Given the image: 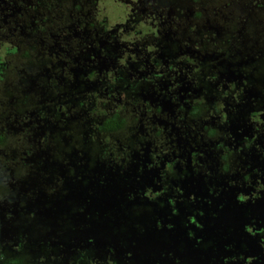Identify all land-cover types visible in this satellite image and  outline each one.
Returning a JSON list of instances; mask_svg holds the SVG:
<instances>
[{
	"label": "flooded vegetation",
	"instance_id": "af4514ba",
	"mask_svg": "<svg viewBox=\"0 0 264 264\" xmlns=\"http://www.w3.org/2000/svg\"><path fill=\"white\" fill-rule=\"evenodd\" d=\"M22 2L29 0H0V37L11 34V41H15L5 47V55L13 53L23 60L30 56V48L46 40L41 50L49 49V61L40 63L34 71L28 65L17 69L11 59L0 57V117L7 132L58 128L56 117L61 115L64 119L58 137L65 136V126L70 121L81 127L94 123L101 145L110 148L106 159L100 160L97 141L93 164H84L92 166L90 171L109 167L106 174L115 180L114 184L108 178L99 182L101 189L112 191L99 203L95 186L89 194L79 193L91 198L88 204L85 200L82 210L87 209L93 216L89 219L84 213L81 222L85 224L76 223L68 230L78 248L90 244L94 250L89 254L98 253V241L107 232L97 230L93 235L90 231L97 228L99 221L107 224L111 220L117 223L112 232L119 243L102 245L110 246L108 254L120 253L124 264H264V71L258 72L260 66H254L264 58V39L258 42L263 46L257 52L245 50L239 57L226 47L228 39L209 41L219 55L215 60L202 53L203 59L193 53L185 56L182 47L171 57L160 56L155 50L165 51L170 35L156 40L154 33L165 26L170 30L174 17L164 9H156L155 16L140 12L153 18L149 24L153 33L134 35L138 40L121 43H110L111 36L107 34L105 39L84 46L81 31L90 30L85 21L88 15L79 18L70 13L63 24L67 10L63 12L58 7L56 13L64 14L52 28L61 34L50 35L51 42L42 37L47 29L33 20L35 12ZM73 6L79 5L74 2ZM24 21L29 22L28 29ZM66 31L69 33L64 34ZM61 36L70 47L62 45ZM24 37L27 42H23ZM24 50H28L27 54ZM58 58L62 59L57 62ZM92 70L93 77H87ZM52 80L60 89L55 95L49 90ZM92 90L97 91L103 103L98 109L94 104L77 102L93 101L94 97L89 99L93 94L85 93ZM122 97L127 101H121ZM117 105L119 111L112 110ZM49 109L52 111L46 115L44 111ZM111 110L128 119L105 141L99 126ZM9 122L17 127H9ZM70 125L80 130L77 124ZM37 139L46 141L47 136L42 133ZM64 141L70 144L66 137ZM82 142L93 150L88 141ZM77 146L70 145L65 152L75 153L76 149H71ZM51 149L47 157L52 156ZM50 180L48 177V181L30 184L47 194L45 188ZM119 184L124 187L120 189ZM23 194L24 207L33 199L27 190ZM63 207L71 212L68 204ZM132 210L136 211L133 215ZM127 215L132 219L128 220ZM238 220L245 227L241 237L236 236L239 231L235 229L222 233L225 225ZM27 241L34 248L35 239ZM253 246L258 248L255 256L250 253ZM43 248L44 253L40 251L39 255L46 259L41 258V264H54L49 256L52 247ZM118 260L113 262L123 264Z\"/></svg>",
	"mask_w": 264,
	"mask_h": 264
},
{
	"label": "rangeland",
	"instance_id": "374dc122",
	"mask_svg": "<svg viewBox=\"0 0 264 264\" xmlns=\"http://www.w3.org/2000/svg\"><path fill=\"white\" fill-rule=\"evenodd\" d=\"M62 1L66 4L63 5L59 3L60 0H56L55 6L56 8L62 7L60 11L65 12L67 10L63 18V24L68 22L69 20L68 17L70 13H72L73 15L79 18H84V16L88 15L85 21H88L91 24L90 26L89 23L86 25V27L89 28L90 30L81 31L83 34V39H81L80 41L86 43V45L84 46H90V42L96 43L100 39H105V35L107 34L111 36L109 38L110 43H115V42L121 43V42H127L126 40L128 39H133L136 35L140 36L145 33H149V34L153 33V28L149 26L150 21L153 18L149 14L147 15L140 12L143 10L145 11V13H151L155 16L156 9L159 11L164 9L165 12L166 11L168 12V16L174 17L173 19H171V21L174 22V25L170 30H168L167 27L165 26L164 28L158 29L154 33L156 40L159 39L161 36H164V38H166L167 37L166 34L170 35V39H167L169 41L165 51L156 48L155 53H157L158 51L159 55L161 54L163 56L171 57L177 52L178 48L182 47V50L185 52L184 54L185 56L189 55L190 53H193V55L194 56L196 55L198 59L201 58L203 59L204 56H210V57H214L213 60H215L219 58V55L217 54V52L214 51L212 44H210L209 41L207 42V40H205L206 39L205 37H210V40L212 41L213 39L220 41L226 40L228 38V35H222L218 37L220 35V31L222 28H225L226 32L233 31L234 29H237V27H239L240 25H243L245 22L248 23L247 24L248 32L245 33L249 36L250 38L249 43L250 45L253 44V47L245 46L247 44L241 45L237 43V42H241L242 40H237L235 44L232 43L233 41H229L228 43H230V46L227 45L228 43H226V47L230 48L231 50L230 53L231 52L234 54L236 53L238 54L239 57L240 54H242L245 50L247 51L251 50L253 52H257L258 48L263 46L262 44L258 45V42H262L261 40L264 39V37H260V34L264 35L263 32L264 22L261 23L262 19H264V0H259L261 3L257 5H253V0H228L230 1V5H229L230 8L227 11L220 13L219 17H216L215 14L217 11H219L221 7L220 5L221 3L217 4L215 2L216 0H200V1L198 0L197 1L194 0H119V1L62 0ZM225 1L227 0H222V4H224ZM74 2H77L79 6L74 7L73 6ZM204 3L205 4L207 3L206 4L207 6L202 5ZM195 11H199L200 13L199 16H196ZM34 12L40 13V10L36 11L34 9ZM63 14L64 13H60L59 15L62 16ZM209 14L212 16H209ZM196 17H198L199 19L198 20L195 19ZM224 18L230 19V25L228 27L224 26V22H223ZM190 23L191 26L193 25L192 28L191 26L190 27L187 26ZM209 23L211 24V26L209 25ZM259 23H261L260 30L256 27V26L260 27ZM197 26L199 28H197ZM254 27L257 29L255 30ZM239 29H237V31H239ZM55 30H56L55 27H53L50 30H47L46 33H44L46 35H43L42 37H46L48 40H50L53 34L54 36H56V34H61V32L58 33ZM201 30H205V31L201 32ZM254 30L255 32H253ZM3 32L5 35L7 34V32L5 31ZM67 33H69V31H66L64 34ZM240 34L241 32L238 33L236 37H239ZM243 37L246 38V36ZM25 38L27 37H24L23 42H27ZM134 39L138 40V38H134ZM61 40H62V45L68 47L71 46L68 45V42L65 41L62 36H61ZM57 41L59 40L56 39L55 42ZM12 43H15V41L14 40L11 41V34H7V36L0 37V57L2 60L11 59V63L16 64L17 69L18 67H20V65L21 66L28 65L29 67L34 68V71H36L38 69L37 66L40 63H45L49 61V57L47 56L49 49L44 48L43 51L41 50L39 45H38L39 49L34 47L30 48V50L37 53V55H34V53L31 52L30 56L28 55L24 57L23 60H21V58L19 57H16L17 55L14 56L13 53H10V55H5L4 52L5 47L12 46ZM58 44L60 45V43ZM94 47L97 49L96 45H94ZM223 50L224 49L222 50L220 49L221 52ZM200 53H202L204 56H202ZM52 54H55V52H53ZM255 56L259 57V55H257L256 53ZM244 57L245 56H242L240 58H244ZM50 59L53 61L55 58L52 55ZM61 59L62 58H58L57 62H59ZM206 62L209 61L206 60ZM261 63L262 66H260V70L263 72L264 58L261 60ZM51 111L52 109H49L44 112L47 115ZM66 116L68 115L66 114ZM124 116L128 119V116L126 115ZM56 119H57L58 128L53 127L51 129L50 127L48 128L47 126L44 128L45 130L43 132L37 129L36 134L38 136H40V134L42 133L45 134L47 136L46 141H50V143L56 141L58 139L61 122L63 121L64 116L61 115L57 116ZM7 124L9 127L12 128L17 127L16 124L12 122H9ZM73 129L74 127L71 126L70 124L65 126V136H59V138L62 141L65 140V137L66 139L71 140V132L73 131ZM158 129L161 128L158 127ZM68 130H70V132H67ZM43 141L44 140L41 139L38 140L36 138L35 141H33V144L35 145L34 149L37 147L38 149L29 156L26 155L23 156L24 161H29L31 166H34L31 170L32 172L30 173V176L28 175L30 169L27 170L25 168V165H23V163L21 162L22 161L21 154H19L18 152L17 153L14 152V156H11V158L15 157L17 161L8 162L7 157H5V154L2 151H0V161H1L0 220L2 221V223L12 222L14 224H22V223H26V220L29 221L33 220V215L29 216L30 212H32L36 216H39L41 214L47 215V213L54 211L55 220L63 225L66 224L67 222H65V220L62 217L65 216L64 214H66L68 211V209L63 206L68 204L70 211L74 206L84 208L86 206L85 200L88 204L89 202H91V198L89 196H84V197L82 196L84 193L89 194L90 193L89 190H91L92 186L96 187L95 193L99 194L100 196V192H99V189L101 187L100 183L107 177L106 170L103 167L97 171H93L94 172L93 175H89L87 167L85 169V165H86L85 161L81 159L78 155H76L79 153L77 150H80L81 146H77V148L72 147L71 150H74V148L76 149L75 153L74 152L61 153L60 154L61 157L63 156L61 161H57L56 159H53L52 156L47 157L46 153L49 151V148L50 149L53 148L54 145H50L49 147L48 143L47 142L43 143ZM64 142L66 143V141ZM4 145L6 146L5 143ZM69 145H77V144L75 143V141H70ZM83 151L85 154L88 152L86 150V147L83 148ZM48 168H55L54 171H56L60 177L55 178L58 179V183H57L58 189H55L51 193L48 192L47 194H45L43 189L36 188V185L34 184L36 183V181H34V183L31 184L29 183V181H30V177L37 181H39L40 177L44 181H48V177L46 175H48L49 178L51 179V174H50L51 171L50 173H48ZM21 183L23 184V186L21 185ZM26 190L29 192L33 200L31 203L26 204V206L19 208L20 202H18V200L24 198L23 195L26 194L23 193H25ZM91 191L93 192V190ZM79 193H81L82 196L79 195ZM97 209L98 206H95L94 211H97ZM84 213L90 215L88 217L89 219L93 216L87 212V209L79 210V211L71 212L70 219L68 222L75 226V224L72 223V220L74 219L76 220V223L79 224L81 222L80 217ZM109 222H111V220ZM109 222L107 221V224H110ZM81 223L85 224V222H81ZM232 229L239 231V234H237L236 236L241 237L240 231H243L245 229L243 221L238 220L236 224L225 225L222 228V233L231 232ZM1 235L2 234H0V236ZM6 235L9 236V233L6 232ZM67 250H72L68 243L62 247L58 244L52 246V251L55 252L56 256L59 255V252L63 254ZM255 250L257 254L258 248L256 246H253L250 249V253L253 254L252 256H255ZM261 259L262 257H259V261ZM43 264H47V263H43ZM54 264H61V263H54ZM140 264H144V263H140Z\"/></svg>",
	"mask_w": 264,
	"mask_h": 264
},
{
	"label": "trees",
	"instance_id": "16d2710c",
	"mask_svg": "<svg viewBox=\"0 0 264 264\" xmlns=\"http://www.w3.org/2000/svg\"><path fill=\"white\" fill-rule=\"evenodd\" d=\"M197 1V0H194ZM200 1V0H198ZM217 4L221 3V7L219 9V11L216 12V17H219L220 13L227 11L230 7V1H225L224 4H222V0H216L215 1ZM212 2V3H215ZM61 3V2H59ZM261 2L259 0H253V5H257L260 4ZM56 0H29V2H22V5L29 9V11L34 9L40 10V13H35L37 16L34 17V21L36 23H38L39 25H44V27L47 30L52 29V25L55 23H58L61 20L60 17V13H56ZM207 4V3H206ZM205 3L202 4L204 6H207ZM215 12V10H214ZM196 16H199V11H195ZM209 16H212L209 14ZM214 16V15H213ZM195 19H199L198 17H196ZM224 22V26L228 27L230 25V19H225L223 20ZM264 22V19H262L261 23ZM195 23V22H194ZM258 23V22H257ZM261 23H259L260 27L256 26L259 30L261 29ZM24 24L26 26V29H28V25L29 22L24 21ZM247 22H245L243 25H240L239 27H237V29H239V31H237V29H232L233 31H221L220 32V36L222 35H228V41H233L232 43H236L237 42V34L241 32L240 37L242 40L244 37L246 36V38H244L242 41V43L237 42L241 45L247 44L246 42L250 41L249 36L245 33L248 32L247 30ZM188 27L191 26V23L187 25ZM202 26V25H200ZM236 26V25H235ZM193 27V25L191 26V28ZM197 28H199L197 26ZM202 28V27H200ZM257 28L254 27V29L256 30ZM46 31V30H45ZM205 30H201V32H203ZM226 32V33H225ZM255 32V31H254ZM264 32V30H263ZM225 33V34H223ZM213 35V33H212ZM243 35V36H242ZM260 37H264V35L260 34ZM205 40L211 41L210 37H205ZM223 38V37H222ZM11 39L12 36H11ZM245 41V42H244ZM213 42V41H211ZM47 41L45 40L43 46H39L41 49L43 47H46L45 45H47ZM211 44V43H210ZM227 45L230 46V43H228ZM236 46V45H235ZM247 46V45H245ZM34 48L38 49V46H34ZM28 50H24V54H27ZM30 53L33 52L34 55H37V53H35L34 51L29 50ZM22 56V55H21ZM24 56V55H23ZM257 65V68H259V66H262L261 61L257 62L254 64V66ZM258 72H260L261 70L258 69ZM93 74H95V71L92 70L89 72V74L87 75V77L92 78ZM46 82V81H45ZM43 82V83H45ZM0 83H2V81H0ZM57 81L52 83L53 86H50L49 90L51 91V95H55L60 89L56 86L57 85ZM111 87V85L109 86ZM1 93V91H0ZM87 94V96H89L90 93L93 94L92 97H89V99L94 97V100L92 101H87L84 99L83 100H78L77 102L81 103V105L83 104H87V103H91L94 104L95 108H97L100 104L103 105L102 102H100L99 99V95L97 93L96 90H92V92H85ZM84 93V94H85ZM2 99V97H0V100ZM128 98L126 97H122L121 101H127ZM79 105V104H78ZM119 106L117 105L116 108L112 109L115 111H119V109H117ZM1 109V108H0ZM98 109V108H97ZM109 112V115L103 120L102 124L99 126V130L102 132V136L104 138L105 141L108 140V135L111 134L112 132H114L115 130L119 129V127L121 125H126L127 122H125L126 117L124 115H121V113L118 112H113V111ZM0 114H1V110H0ZM121 115L122 117H117L118 115ZM69 124H77L80 128V130H76L73 129V131L71 132V140L70 141H75V143L77 145H82V139L88 141L90 143V145H92V149L93 152L95 153L96 151V147H97V141L99 143V149H100V160H105L106 156L108 155V151L110 150L109 147L106 146H102L101 145V138L100 136L97 134H95L94 132V127L95 124L93 123L92 126H88V127H81L80 124L78 123H73V121H70ZM0 151H2L5 154V157H7V161H17L15 157L11 158V156H14V152H18L19 154H21L22 156V163L23 165H25V168L29 171V175L32 172V168L34 166H31L29 161H24L23 160V156H29L30 154H32L34 151H36L38 149L35 148V145L33 144V141H26V138L24 136H26L27 138L30 139H36L38 137V135L36 134V130H31V129H23V130H14V129H8L9 131L7 132V126L4 123V120L1 119L0 117ZM16 131V132H15ZM67 132H70V130H68ZM47 142L48 144H51L49 141H43ZM4 143L6 144V146L4 145ZM42 143V144H43ZM52 145H54V147L52 148V150L50 151L52 158L56 159L57 161L61 160V153L65 152L69 149L68 146L70 145H66L64 140L62 141L59 137L56 141H54L52 143ZM2 154V153H1ZM1 163V161H0ZM37 166V165H36ZM109 167H106L105 170H108ZM86 169V167H85ZM84 169V170H85ZM55 168H48V173H50L51 171V180L48 183L47 187L45 188L47 192H52L55 189H58V185L56 184V180L55 178H59V174H57L56 171H54ZM91 173V172H90ZM47 177H49L48 175H46ZM26 177V176H24ZM23 178V177H22ZM42 178H39V181L31 178L30 181H37L42 183ZM86 181V180H85ZM58 191V190H57ZM23 201V202H21ZM18 202H20L19 206L23 207L24 203H25V197L21 200H18ZM82 210V208L78 207V206H74L71 211H75V210ZM136 213V211L132 210V215ZM33 215V220L29 221L26 220V223H22V224H14L12 222H4L2 223V221L0 220V234H2L0 236V264H41V258L46 259V257L44 255H39L40 251L43 252L44 247H46L47 249H49L50 247H52L55 244L62 246H65L66 244L64 243L68 241L69 238H71V236H67V235H62L61 233V229L57 224H54L53 220L54 218L52 216L46 217V216H36L35 214H33L32 212H30L29 216ZM90 215L86 214V217H89ZM127 219L131 220L132 218L129 217L127 215ZM42 229H40V228ZM68 227V225L66 226ZM14 231L16 232V234H12L11 232ZM6 232L9 233V236H5ZM32 234H31V233ZM16 235V236H14ZM27 238H32L34 241V245L31 248L29 242L27 241ZM91 240H95L94 238H90ZM68 243V242H67ZM70 244V243H69ZM95 248H96V242L94 243ZM263 245H264V240H263ZM78 248V247H77ZM80 248V247H79ZM78 248V252L79 254L77 255V251H71V250H67L65 251L63 254L60 252L59 255H55V252H52L50 256V258L52 257L53 262L54 263H61V264H110L111 261L113 264H116L115 262H113L114 260H118L117 258H120V260H118L119 262L123 263V256L119 257L120 253H112V254H108L110 252H108V249H111L110 246H104V245H100L98 246L97 252L98 254H89L90 250H92V245H87V244H83V249H79ZM94 250V249H93ZM111 251V250H110ZM44 253V252H43ZM111 256H113L112 258L114 260H112ZM133 262V261H132ZM142 262V261H140ZM140 262L138 264H140ZM143 263V262H142ZM119 264V263H118ZM124 264V263H123Z\"/></svg>",
	"mask_w": 264,
	"mask_h": 264
},
{
	"label": "clouds",
	"instance_id": "9594fccd",
	"mask_svg": "<svg viewBox=\"0 0 264 264\" xmlns=\"http://www.w3.org/2000/svg\"><path fill=\"white\" fill-rule=\"evenodd\" d=\"M79 146H80V145H79ZM82 146H83V148L86 147V150L88 151L86 154L84 153ZM77 151H78L79 153L76 154V155H78V156H79L81 159H83L86 163L89 162L90 165L93 164V160H94L95 156L93 157V150H91L90 146H89L87 143H86V144L83 143V145H81V149H80V150H77ZM91 167H92V166H91ZM91 167L87 168V170H88V172H89V175H93V174H94L93 171H90V168H91ZM90 172H91V173H90ZM75 211H79V209H78V210L76 209ZM75 211H71V212H75ZM71 212H68V211H67V213L65 214V216L62 217V218L65 220V222H67L66 224H63V225L60 224V222L56 221L55 218H54L53 222H54V224H57V225L60 227V229H61V233H62L63 236H64V235L71 236V238H69L67 242L70 243L69 245H70V247H71V249H72L71 251H74V250L77 249V247H78V243H77L75 237L72 236V235H70L69 232H68V230H69L70 228H74V225H72L71 223L68 222L69 219H70ZM41 215H42V216L49 217L48 215H43V214H41ZM71 217H72V216H71ZM80 218L82 219V215H81ZM67 225H68V227H66ZM67 242L64 241L65 244H67ZM257 245H258V244H257ZM95 254H98V253H95Z\"/></svg>",
	"mask_w": 264,
	"mask_h": 264
},
{
	"label": "water",
	"instance_id": "95a60500",
	"mask_svg": "<svg viewBox=\"0 0 264 264\" xmlns=\"http://www.w3.org/2000/svg\"><path fill=\"white\" fill-rule=\"evenodd\" d=\"M29 175V174H28ZM30 176V175H29ZM106 178H108L109 179V183L110 184H114L113 183V181L115 180V177H111V176H107ZM30 180H31V177H30ZM31 181H29V183H30ZM124 187V185L123 184H119V188L121 189V188H123ZM99 192H100V196H98L97 197V199H98V203H99V201L104 197V195H107V194H110L112 191L110 190V189H105V191L103 190V189H101V187H100V189H99ZM79 213V212H78ZM80 214V213H79ZM47 215L48 216H52L53 218H55V215H54V211L52 212H50V213H47ZM110 220H108V222H109ZM72 223L73 224H76V220H72ZM110 224H105L104 222H101V221H99L98 222V226H97V228H94V229H92V231H90V232H92V234L94 235V234H96L97 233V230H102V229H105L106 230V232H107V235L106 236H103L102 238H100L99 239V244L100 245H102V244H105V243H109V244H112V245H114V246H116V244H118L119 243V241L116 239V234H115V236L113 235V232H112V228H113V226H115L117 223H114V222H109ZM109 236H110V238L111 239H109Z\"/></svg>",
	"mask_w": 264,
	"mask_h": 264
}]
</instances>
